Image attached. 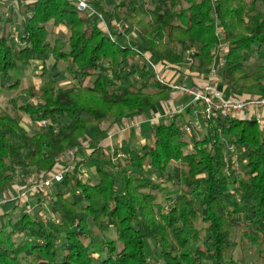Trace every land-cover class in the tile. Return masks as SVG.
<instances>
[{"label": "trees", "instance_id": "trees-1", "mask_svg": "<svg viewBox=\"0 0 264 264\" xmlns=\"http://www.w3.org/2000/svg\"><path fill=\"white\" fill-rule=\"evenodd\" d=\"M87 1L110 25L117 14L130 36H110L72 0H23L19 42L11 37L14 19H0V91L16 90L28 99L14 113L0 105V193L13 188L17 168L21 176L57 169L59 154L78 146L81 137L94 154L106 148L97 147L103 120L113 128L124 118L145 119L173 91L155 79L147 57L182 73L194 47L189 71L207 69L218 56L217 25L230 43L220 72L225 96L264 98V0H151L146 8V0H121L118 12L106 8L105 0ZM148 13L152 20L146 24L138 17ZM50 23L65 27L64 38L50 41ZM254 52L260 62L250 71ZM47 58L68 64L70 85L49 77ZM36 60L42 62L43 83L21 86L19 66ZM80 91L94 98H82ZM24 116L33 132L22 124ZM43 119L58 129L42 127ZM209 127L202 138L191 133L186 141L175 118L159 119L150 142L125 147L129 161L114 169L96 164L95 183L69 176L57 183L48 202L55 217L47 223L37 205L13 219L21 201L5 202L0 264H94L101 252L106 258L100 264H153L146 239L159 248L161 264H247L232 257L245 243L258 250L252 264H264V125L251 117H221ZM228 144L246 145L247 162L238 174L225 170ZM111 228L115 238L108 235Z\"/></svg>", "mask_w": 264, "mask_h": 264}, {"label": "built area", "instance_id": "built-area-1", "mask_svg": "<svg viewBox=\"0 0 264 264\" xmlns=\"http://www.w3.org/2000/svg\"><path fill=\"white\" fill-rule=\"evenodd\" d=\"M72 1L75 3L79 11L91 12L95 16V19L103 24V28L110 36H113L114 31L120 33L121 35H126L125 24L115 23V25L111 28V25L105 22L103 14L94 9L87 0ZM216 35L219 37V44L217 47L218 56L215 59V63L206 71L201 73L203 83L200 86L188 85L183 82H170L164 76L163 70H169L171 66L166 65L161 69L156 60L147 57L150 70L154 74L157 81L162 84H166L172 90L178 91L182 95L190 97L189 103L170 108V110H166L163 114H153V116L149 118L150 121H157L164 116L173 119L179 115L189 112L192 115L191 119L182 124L181 128L185 132L200 133L202 132L203 125L207 126L210 123H214L221 117H238L242 113L246 112L249 114V117L255 120L258 124L264 125V98L240 99L227 97L219 88L220 72L226 67L227 63L229 41L226 37L224 29L218 25L216 27ZM13 39L15 42H19V35L17 33L14 34ZM192 49L194 50V48ZM144 122V119L136 117L122 119L116 125L114 132L108 133L97 142V147L106 146L108 149L107 153L113 158H129L130 156L127 151L118 150L115 145V138L120 141L119 145H121L124 142L126 135L131 133L133 130H139ZM39 123L41 126L52 128V124L45 119L41 120ZM107 124L108 123L104 122L102 126L105 128ZM235 149L236 147L233 144H228L226 146L225 154L232 155L230 157L225 155L224 163L226 171L233 168L235 170V174H238L240 173V168H238L239 165L237 163V156L234 155L236 153ZM77 163L78 159L75 151L73 149H69L62 152L59 158L58 168L52 172H48L41 176H21L18 171L13 184V192L8 191L4 198L0 199V206L8 201L23 200L27 202V206L24 208V211L33 212L37 203H35L34 206L31 205V202L28 203L30 196L39 195V197L44 196L47 200H51L52 197L50 191L57 183L62 182L66 176L74 174ZM83 174L84 170L80 168L78 174L79 177Z\"/></svg>", "mask_w": 264, "mask_h": 264}, {"label": "rangeland", "instance_id": "rangeland-1", "mask_svg": "<svg viewBox=\"0 0 264 264\" xmlns=\"http://www.w3.org/2000/svg\"><path fill=\"white\" fill-rule=\"evenodd\" d=\"M22 1L23 0H7L4 3V5H0V19H1V22L4 23V21H6V19L10 18V17L14 19V21L11 22V26H10V29L12 30V34H11L12 38H13L14 34H16V33L18 34V31H19V28H20V22H21V12L20 11H21V2ZM120 1L121 0H105L106 8L114 10V9H116V5ZM149 1H151V0H146V3L144 5L145 8L148 5ZM116 10H117L116 12H118V9H116ZM29 15H31V14L29 13ZM103 16L105 18V22L107 24H109L108 16H105V15H103ZM114 18H115V21L110 27L112 28V26H114L115 23L116 24H118V23L125 24V27H126L125 34L127 36H130L129 32H128L129 25H126V23L123 20H121L118 17L117 14H115ZM138 18L139 19L143 18L145 23L148 24V22H150L152 20V15L150 13H148L147 15L140 16ZM94 19H95V17H94ZM95 20L97 21V19H95ZM48 28H49V30H51V32L53 31L52 34H51V37H50V41L51 42L54 41L55 37L64 38V36H65V27H62V26L54 27V25L52 23H50L48 25ZM229 47H230V43H229ZM229 47H228V49H229ZM192 50H189L187 52L186 60H185L184 63H182V66L183 65L184 66H188V67L191 66V64H192V55L191 54L193 53L194 50L196 51V49L194 48V50L193 51ZM257 57H258V53L254 52L252 60L250 61V65H251L250 71H253L255 66L257 64H259L260 60L256 59ZM41 63H42L41 61L36 60L31 65L19 66L17 72H18L19 77L22 79L21 86L34 84L36 87H39L40 84L43 83V80L39 76V72H40L39 70H40V67H41ZM46 64H47L48 68L50 69V73H49V77L50 78H54L55 80H57L60 83V85H63V86H68V85L71 84V80H70L71 77L69 75V70H68V66H67L68 64H66L64 62L56 63V62L53 61V59H50V58L46 59ZM198 72H200V71H198ZM13 79H14L13 77L12 78H8L7 82L10 83V82L13 81ZM136 79L138 81H140V78H136ZM150 90H152V89H150ZM78 93H79L80 97L85 98V99L86 98L87 99H89V98L93 99L94 98L92 96L90 97V95H88V94L83 93L82 91H80ZM26 98H27L26 95H24L22 93H18L16 90L10 91L8 93L0 91V105H1V107L8 109L12 113H14V110L16 109L15 108L16 106H18V105H20L22 103L24 104L28 100V99L26 100ZM95 99H96V97H95ZM255 99H259V98L256 97ZM187 100H189L188 97L184 98V101H187ZM10 101H11V104H10ZM166 101H169L168 98H166L164 101H161V102L157 103L154 106V108L152 110V113L149 112L150 113V117L153 116L152 114H153L154 110L162 111L163 110L162 109V104L164 102H166ZM169 110H170V108H169ZM188 115H189V117L192 116L191 113H189V112L186 113V114L177 116L175 118V122L179 126H181L184 123L183 116L186 117ZM238 117L246 119V118L249 117V114L244 112L241 115H239ZM164 118H165V121L168 122V123L172 122V120H173L172 118H168L166 116H164ZM104 122L108 123L107 125H110L111 124V120L110 119H105V120H103L102 122L99 123L98 128H99V130H102V133H103V131L105 129H107V125L105 126L106 127L105 129L102 126ZM151 122L152 121H150L148 119V122H144L139 130H133L131 133H128L126 135L125 138L128 139V141H129L130 149H135L134 148L135 144H138V146H140L141 145V141L140 140H144V142L145 141L150 142L152 140V128H153V126H155L157 124V122H155L153 124ZM49 123L52 124L51 122H49ZM22 124L30 132L34 131L33 125L31 124V120L27 116H24L22 118ZM42 127H44V126H42ZM44 128H47V127H44ZM52 128L58 129V126L52 124ZM206 133H207V131L202 133V134L199 133L198 137L202 138L204 136V134H206ZM92 135H94V134H92ZM106 135L101 136L100 139H102ZM192 137H193L192 134L189 133V132H186L183 135V139L186 140V141H190L192 139ZM115 145L118 148V150H121V151L125 150V147H126L125 146V141L121 145H119V144H115ZM85 146H86V139L84 137H81L79 139L78 146H76V147H68V148H66V149H64L62 151V152H65L66 150L73 149L75 151L77 159L80 160V162H78L77 165H76V169H75L74 174L70 175L69 177H73L75 179L82 180V181H85L86 177H90L91 178V182L95 183L97 181V177H96V174H95L96 164H101V165L105 166L108 169H111V168L114 169V166L119 165L122 162H126V161L130 160V158H127V159L124 158L125 160L122 159V158H116V157L113 158L110 154L107 153L108 149L105 148L104 146H102V147H104L102 150H99V152L95 153V154H94V152L92 150H90L89 148H86ZM190 147L191 146L187 147V149H186L187 152L191 149ZM237 148H238V153L239 154H234V155H236L237 159H238L237 160V163L239 165L238 168L242 169V168H244V166L246 165V162H247L246 145H240V146L236 147V149ZM128 150H129V148H128ZM62 152L59 154V158H60V155L62 154ZM225 155L230 157L232 154H225ZM84 157H86V158H84ZM83 159H84V161H82ZM80 168H82L84 170V174L81 177H79V175H78ZM17 169L18 170L16 171V173L19 170H21L20 168H17ZM150 172H153V170H150ZM30 175H33V174H30ZM162 180L163 179L160 178V177L157 178V182L158 183L162 182ZM166 184L169 185V183H166ZM168 187L171 190L174 189V186H172L171 184ZM12 189L13 188H8V189L4 190L2 193H0V199H3L4 196L6 195V193H8V191H11ZM54 191H55V187L50 191L51 192V197H52V194L54 193ZM73 192L77 193L78 190L74 189ZM37 199L39 201V204H37V207L38 208L40 207L41 211H42V213L39 214V218L44 223H47L50 218H54L55 217V214L52 213L50 207L48 206L49 200H47L44 196H40V197H39V195L30 196V200H29L28 203L31 202V205L34 206V204L37 202ZM40 203H41V205H40ZM26 206H27V202L22 200L20 205L18 207H16V209L13 211L12 218L16 219L18 214ZM10 207H12L11 203L8 204L6 208H10ZM108 235H109V237L115 238V236H116L115 230L111 228L108 231ZM235 237L237 238L238 241H240L241 228H239V227L236 228ZM99 239H100V236H97L95 238V243H97V241H99ZM85 242L87 243V241H85ZM145 251L150 255V258H151V261L153 262V264H161L160 260H158L157 252H156V251H159V248L156 247L155 243L151 239H146V241H145ZM95 257H96V259H95V263L94 264H100V260L101 259H105L106 258V254L104 252H101L99 258H97V255ZM232 257L235 258V259H243V261H246L247 264H252L258 258V250L256 248L252 247L251 245H249L248 243L240 244L236 248V250L233 252Z\"/></svg>", "mask_w": 264, "mask_h": 264}, {"label": "crops", "instance_id": "crops-1", "mask_svg": "<svg viewBox=\"0 0 264 264\" xmlns=\"http://www.w3.org/2000/svg\"><path fill=\"white\" fill-rule=\"evenodd\" d=\"M109 24H110V21H109ZM100 25H101V27H103V24L102 23ZM181 69L184 72L181 73L179 71H172L171 69H169V70H163V74L166 77V79L169 80L170 82H175V83L183 82V83L188 84V85L200 86L203 83V79L201 78V73H203L204 71H206L208 68L207 69H204V70H201L200 72H198V71H189L188 66H184L183 65ZM219 88L226 95L227 92L225 90V87L221 83V80L219 82ZM186 97H188L189 100L184 101V98H186ZM168 100L169 101H166V102H164L162 104V109H163L162 111H156V110H154L153 114H162L166 110H168L169 108H174V107H176L178 105H182V104L185 105V104L189 103L190 97L187 96V95H182L178 91H174L173 90L172 93H171V96L168 98ZM152 110H151L150 113H152ZM150 113H148L147 117L144 119L145 122H148V119L150 118ZM161 119H165V118L163 117ZM189 119H191V117H189V115L186 116V117L183 116L184 123L187 120H189ZM157 121H155V122H157ZM155 122H151V123L153 124ZM209 129H210L209 125H207V126L203 125L202 132H200V133L202 134V133H204L206 131L208 132ZM114 131H115V127L109 128V125H107V129H105L103 131V135L102 136H104V135H106L108 133L114 132ZM194 134H196L197 136L199 135V133H194ZM124 141H125L126 148H129L130 149V145H129L128 139L125 138ZM140 141H141V143L144 142V140H140ZM119 143H120V141L117 138H115V144H119ZM138 147H139L138 144H135L134 148H138ZM235 154H239L238 153V148L236 149V153ZM11 192H13V190H11Z\"/></svg>", "mask_w": 264, "mask_h": 264}]
</instances>
